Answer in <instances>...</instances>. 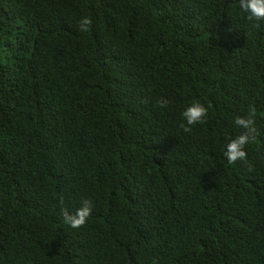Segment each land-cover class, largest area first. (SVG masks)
Returning a JSON list of instances; mask_svg holds the SVG:
<instances>
[{
    "label": "trees",
    "instance_id": "1",
    "mask_svg": "<svg viewBox=\"0 0 264 264\" xmlns=\"http://www.w3.org/2000/svg\"><path fill=\"white\" fill-rule=\"evenodd\" d=\"M237 117L255 138L229 164ZM0 264H264V21L240 0H0Z\"/></svg>",
    "mask_w": 264,
    "mask_h": 264
},
{
    "label": "clouds",
    "instance_id": "2",
    "mask_svg": "<svg viewBox=\"0 0 264 264\" xmlns=\"http://www.w3.org/2000/svg\"><path fill=\"white\" fill-rule=\"evenodd\" d=\"M240 8L247 14V19L250 21H264V0H240ZM81 30L87 31L91 25V20L87 17L83 18L80 22ZM161 106L167 101H161ZM207 108L199 102H195L186 107L182 113L186 125H182L185 132L191 131V126L197 123H202L207 115ZM252 115H254V110ZM235 125L245 129L246 131L231 139L226 144V150L223 155L229 164H234L240 160L247 159L245 146L251 139H254L256 131L254 127V120L252 118L237 117L234 121ZM92 213V203L90 200L85 199L82 201L81 206L74 212L69 213L64 211L65 222L74 229L81 228L87 222V219Z\"/></svg>",
    "mask_w": 264,
    "mask_h": 264
}]
</instances>
